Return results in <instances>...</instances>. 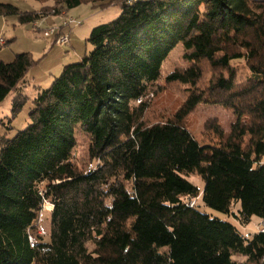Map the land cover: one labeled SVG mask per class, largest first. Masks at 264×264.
I'll use <instances>...</instances> for the list:
<instances>
[{"label":"trees","instance_id":"obj_1","mask_svg":"<svg viewBox=\"0 0 264 264\" xmlns=\"http://www.w3.org/2000/svg\"><path fill=\"white\" fill-rule=\"evenodd\" d=\"M36 1L45 4L40 11L0 3V16L35 24L84 4H110ZM117 6L121 15L90 33V53L64 66L48 89L37 85L28 127L0 139V264H261L264 233L246 235L201 212L198 200L240 226L264 221V1ZM179 45L186 66L164 76ZM38 63L30 53L0 60V104L17 92L9 130ZM175 83L187 92L183 104L165 121H149L151 96ZM202 104L235 116L227 129L206 124L216 145H201L188 128ZM193 173L203 191L186 178ZM47 203L46 241L35 222Z\"/></svg>","mask_w":264,"mask_h":264},{"label":"rangeland","instance_id":"obj_2","mask_svg":"<svg viewBox=\"0 0 264 264\" xmlns=\"http://www.w3.org/2000/svg\"><path fill=\"white\" fill-rule=\"evenodd\" d=\"M107 1L110 2V4L106 9L94 8L90 4H84L78 8L69 10L67 13L65 12L61 16H48L35 24H20L16 16H0V37H3L5 41L8 42L14 40L12 43L1 48L0 60L5 63H10L17 54L30 53L35 61H39L38 65L30 71L26 79L29 85L22 87V89L25 90V95L29 97V100L26 102L18 117L14 120L12 130H9L6 124L11 122V111L17 92L11 93L7 99L0 104V139L4 136L8 139H12L19 131L28 127L30 123L28 115L34 107L32 100L36 95L37 85L41 86L43 89H48L53 81L60 77L64 66L81 61L86 53H90L93 50V47L87 42L93 28L110 23L121 15V8L117 6L120 0ZM0 3L12 4L23 12L40 11L45 6V4L36 0H0ZM71 19L81 22L82 25L63 27L64 23ZM36 27L42 28V30H38ZM45 32H51L52 35L47 38L44 35ZM58 33H62L69 37L68 45L62 46L57 43L55 44L56 35ZM182 56L183 47L179 45L162 66V73L164 76L173 72L177 67L186 66L182 60ZM210 77L211 71L207 70L203 84H207ZM164 84V79H162L160 85L164 86ZM186 94L185 87L175 83L163 88L155 97L151 96L152 102L150 114L148 115L149 121H165L173 116L185 101ZM234 117L235 116L231 112L221 107L202 104L190 115L187 120V125L195 139L201 145H216L218 140L215 135L208 130L206 124L208 122H212V124L219 122L222 127L227 129L234 120ZM85 148L86 147L81 144L77 156L81 158L85 154ZM186 178L203 191L205 184L199 175L193 173ZM198 203L201 212L218 217L224 221L235 223L246 235L258 232L260 226H262V221L256 217L253 218L250 225L240 226L234 221L233 217L204 207L200 199ZM235 210H237V207H235ZM51 211L52 205L47 203L45 209L39 214L35 222L36 232L46 241L48 240L50 232ZM237 260L245 261L243 258H237ZM261 264H264V260Z\"/></svg>","mask_w":264,"mask_h":264},{"label":"built area","instance_id":"obj_3","mask_svg":"<svg viewBox=\"0 0 264 264\" xmlns=\"http://www.w3.org/2000/svg\"><path fill=\"white\" fill-rule=\"evenodd\" d=\"M72 25H76V26H81L82 23L78 22L77 20H68L64 23L63 27H67V26H72ZM45 37H50L52 34L51 32H45L44 33ZM5 43L4 38H0V44L3 45ZM56 43L62 46H66L69 44V37L62 34L59 38L56 39ZM51 205V204H50ZM196 205V200H192L189 202V206L190 207H194ZM45 209V207H44ZM260 231L264 233V221L262 222V226H260ZM30 243L31 246L33 247L36 244V238L35 236H31L30 237Z\"/></svg>","mask_w":264,"mask_h":264},{"label":"crops","instance_id":"obj_4","mask_svg":"<svg viewBox=\"0 0 264 264\" xmlns=\"http://www.w3.org/2000/svg\"><path fill=\"white\" fill-rule=\"evenodd\" d=\"M62 32V31H61ZM3 38V37H2ZM47 38H49V37H47ZM5 40V39H4Z\"/></svg>","mask_w":264,"mask_h":264},{"label":"bare ground","instance_id":"obj_5","mask_svg":"<svg viewBox=\"0 0 264 264\" xmlns=\"http://www.w3.org/2000/svg\"><path fill=\"white\" fill-rule=\"evenodd\" d=\"M50 209H51V207H50Z\"/></svg>","mask_w":264,"mask_h":264}]
</instances>
